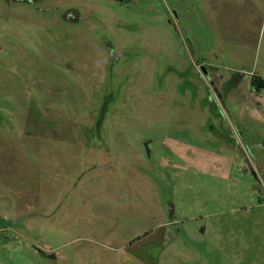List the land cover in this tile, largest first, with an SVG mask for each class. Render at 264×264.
I'll use <instances>...</instances> for the list:
<instances>
[{
	"label": "rangeland",
	"instance_id": "obj_1",
	"mask_svg": "<svg viewBox=\"0 0 264 264\" xmlns=\"http://www.w3.org/2000/svg\"><path fill=\"white\" fill-rule=\"evenodd\" d=\"M253 75L264 0H0V264H264Z\"/></svg>",
	"mask_w": 264,
	"mask_h": 264
},
{
	"label": "trees",
	"instance_id": "obj_2",
	"mask_svg": "<svg viewBox=\"0 0 264 264\" xmlns=\"http://www.w3.org/2000/svg\"><path fill=\"white\" fill-rule=\"evenodd\" d=\"M251 85L261 87L264 85V81L257 75H253L251 78Z\"/></svg>",
	"mask_w": 264,
	"mask_h": 264
},
{
	"label": "crops",
	"instance_id": "obj_3",
	"mask_svg": "<svg viewBox=\"0 0 264 264\" xmlns=\"http://www.w3.org/2000/svg\"><path fill=\"white\" fill-rule=\"evenodd\" d=\"M250 80V82H249V84H251V79H249ZM230 93L229 92H227V95H229Z\"/></svg>",
	"mask_w": 264,
	"mask_h": 264
}]
</instances>
